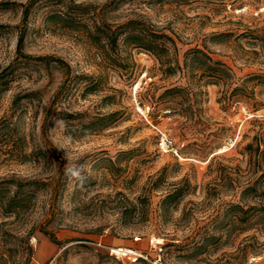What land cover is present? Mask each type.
I'll return each mask as SVG.
<instances>
[{
	"label": "rangeland",
	"instance_id": "rangeland-1",
	"mask_svg": "<svg viewBox=\"0 0 264 264\" xmlns=\"http://www.w3.org/2000/svg\"><path fill=\"white\" fill-rule=\"evenodd\" d=\"M30 1L0 0V183L38 182L19 214L0 208V264L132 257L116 249L143 256L131 264H264V86L244 83L264 74V0H35L23 21ZM131 19L171 37L172 65L196 47L231 83L202 87L145 50L88 37ZM21 34L24 54L70 73L17 57ZM242 83L249 94L230 97ZM171 87L190 90L163 103Z\"/></svg>",
	"mask_w": 264,
	"mask_h": 264
},
{
	"label": "trees",
	"instance_id": "trees-1",
	"mask_svg": "<svg viewBox=\"0 0 264 264\" xmlns=\"http://www.w3.org/2000/svg\"><path fill=\"white\" fill-rule=\"evenodd\" d=\"M176 2L186 3L189 0H173ZM35 3V0H31L28 6L25 8L23 13V21L26 20L29 9ZM77 9L84 8L81 4L75 6ZM70 22V21H69ZM70 24H73L71 21ZM79 24H83L79 22ZM103 26V27H102ZM95 32L88 33L89 39L98 46L105 43L107 46H110L112 49L117 47L119 41L122 42L123 46H132L133 48H139L145 50L146 52L152 54L157 60H159L164 66V72L166 75H174L177 70L183 72L184 76H187V79L190 75L193 76L194 80L199 81L202 87H208L209 85H229L232 80V73L230 69L225 66L222 62L218 60H213L207 53L199 48H191L185 51L183 56V66L180 67L177 63H170L169 53H170V44L175 48L174 41L166 34L159 33L152 26L147 25L141 20L131 19L119 25L110 26V25H100L95 26ZM102 33L101 37L95 38V33ZM215 36H221L215 35ZM23 34L20 35L16 45L17 57L23 59H33L38 62L48 61L55 62L59 65L65 66L67 68V73H70L68 65H66L61 59L48 57V56H39L32 58L29 55H26L22 52L23 47ZM168 62H167V61ZM1 77V75H0ZM257 80L258 84L264 86V74L262 75H251L249 76L244 83ZM1 82V81H0ZM244 83L233 87L230 93V97L237 95L238 97L245 96L249 94L244 86ZM0 86H5L4 89H7L8 82L0 83ZM188 87H171L166 89L162 94V102L170 103L176 96L186 94L189 92ZM201 89H198V93H201ZM250 94H254L253 89ZM257 110V109H255ZM113 115H107L95 119L92 123L88 125V131L86 134H90L96 130L103 129L108 124L111 123L109 120ZM108 120V121H107ZM104 122V123H103ZM99 124V129H93L92 125ZM86 126V125H85ZM83 127V126H82ZM79 128V129H82ZM79 129H73L75 131ZM264 175V174H263ZM38 182L35 181H23L17 179H9L5 183H0V208L8 214H19L23 209V202L27 201L29 198L34 196V186ZM46 185L45 183H41ZM12 188H14L13 191ZM181 196V190H174L172 193H169L161 201V210L162 213L165 212L167 204L172 200H175ZM43 234L48 237V239L54 243L59 244L56 237L53 233L47 231L46 229H41Z\"/></svg>",
	"mask_w": 264,
	"mask_h": 264
},
{
	"label": "built area",
	"instance_id": "built-area-1",
	"mask_svg": "<svg viewBox=\"0 0 264 264\" xmlns=\"http://www.w3.org/2000/svg\"><path fill=\"white\" fill-rule=\"evenodd\" d=\"M163 143H164V139H162ZM120 250V253H116V251H113L114 254L120 255V256H128V254L132 257L129 258V260H127L124 264H131V262H135L138 258H143V256L139 253H137L136 251H132V250H125V251H129V253H123L121 250L123 249H118ZM152 264H160L158 261L153 262Z\"/></svg>",
	"mask_w": 264,
	"mask_h": 264
},
{
	"label": "bare ground",
	"instance_id": "bare-ground-1",
	"mask_svg": "<svg viewBox=\"0 0 264 264\" xmlns=\"http://www.w3.org/2000/svg\"><path fill=\"white\" fill-rule=\"evenodd\" d=\"M225 151V150H224ZM222 152V151H220ZM159 242V241H158ZM113 251H116V253H120V250L116 249V250H113ZM123 253H129V251H125V250H121Z\"/></svg>",
	"mask_w": 264,
	"mask_h": 264
}]
</instances>
